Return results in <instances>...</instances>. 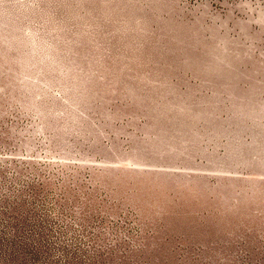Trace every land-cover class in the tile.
<instances>
[{"label": "rangeland", "instance_id": "obj_1", "mask_svg": "<svg viewBox=\"0 0 264 264\" xmlns=\"http://www.w3.org/2000/svg\"><path fill=\"white\" fill-rule=\"evenodd\" d=\"M0 264H264V0H0Z\"/></svg>", "mask_w": 264, "mask_h": 264}]
</instances>
